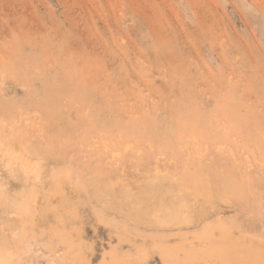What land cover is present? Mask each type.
<instances>
[{
	"label": "rangeland",
	"instance_id": "374dc122",
	"mask_svg": "<svg viewBox=\"0 0 264 264\" xmlns=\"http://www.w3.org/2000/svg\"><path fill=\"white\" fill-rule=\"evenodd\" d=\"M0 142L30 159L40 149L42 195L64 169L112 180L117 195L154 182L184 192L195 218L221 211L264 235V0H0ZM23 176L0 159L12 194ZM91 193L72 212L102 264L118 222L138 235L152 226L133 203L104 209ZM1 209L8 230L16 217ZM32 258L20 263H47Z\"/></svg>",
	"mask_w": 264,
	"mask_h": 264
},
{
	"label": "bare ground",
	"instance_id": "6f19581e",
	"mask_svg": "<svg viewBox=\"0 0 264 264\" xmlns=\"http://www.w3.org/2000/svg\"><path fill=\"white\" fill-rule=\"evenodd\" d=\"M20 149L0 142V155H2L0 159L5 158L11 168L23 173V182L26 181L24 189L15 192L16 194H12L9 188L4 186L7 182L4 184L3 178L4 185L0 183V208L2 207L1 210L6 209L16 217L8 221L9 225L6 224L8 230L0 229V264H16V262L20 263L21 259L29 263L30 261L25 260L26 257L35 261L38 259L32 257L35 254L41 256V253L47 259L46 264H95L98 259V256L94 254L95 248L92 251V248L87 245L86 234L83 228L76 227L77 219L72 212L75 204L83 203L80 196L83 194L88 197L91 192L94 198L102 192L101 200L99 195L95 200L99 199L98 202L102 203H98L99 207L107 205L103 207L104 209H108L109 204L112 208L114 202L117 204L122 201H126V204L127 202L133 203V206L135 205L133 210L128 207L129 204L126 205L132 210L130 214L136 213L138 217L146 218L147 226H152L148 229L151 230L150 232L138 235L132 234L131 230L133 232L135 230L129 227L130 230L126 225L122 226L124 227L122 230L118 222L115 230H108L110 232L108 235L109 248H103L100 255L102 264H154L156 262L157 264H264V235L247 231L249 228L244 230L243 226L228 223L221 218V211L214 214H207L208 211H206L199 218H195L184 192L174 193L171 190H160L156 188L157 184L154 182L150 184V191L142 193L134 192L133 188L123 185L120 195H117L119 193H116L118 192L116 182L100 178L97 181L98 184H102L103 187L99 185L103 189L100 190L97 181L89 180L95 184H91L94 188L90 187L93 191L88 188V192L91 191L88 193L86 184H84L87 180L84 179V183L81 182L83 180L76 181L69 171L61 169L62 171L52 172L50 193L47 192L50 195H42L46 190L42 192L43 189H41L42 194H40L37 184L46 177H42L44 168L41 166L42 163L40 164L41 161L36 159L40 156L38 154L40 149H37L39 151L35 158L38 162L33 159L35 154L33 155L32 151L35 150H30L33 161L30 159L31 155L28 156L30 154L28 149L31 148ZM25 150L29 152H23ZM42 162L45 164L44 160ZM55 163L58 164L55 161L54 165ZM54 165L51 167L53 168ZM119 180L123 181L122 178ZM28 182L30 185L27 184ZM96 186L100 193H95L98 192ZM228 190L225 188L217 192V199L227 201V195L230 193ZM85 200L92 203L93 198L90 200L89 196ZM124 206L125 204L122 207L126 208ZM92 207L95 209L92 211L98 210L95 205ZM115 207L116 204L113 208ZM135 209L136 212H134ZM111 211L114 210L111 209ZM11 215L8 217L10 218ZM103 215L108 219L111 218L106 216V212ZM47 216H52L49 221H47ZM98 220L107 223L106 219L105 221Z\"/></svg>",
	"mask_w": 264,
	"mask_h": 264
}]
</instances>
